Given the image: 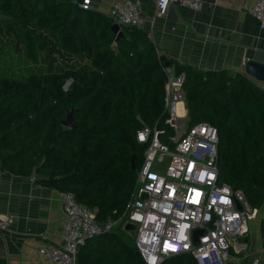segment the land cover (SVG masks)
<instances>
[{
  "label": "trees",
  "instance_id": "obj_1",
  "mask_svg": "<svg viewBox=\"0 0 264 264\" xmlns=\"http://www.w3.org/2000/svg\"><path fill=\"white\" fill-rule=\"evenodd\" d=\"M0 53L24 47L46 72L20 77L0 63V168L72 193L96 208V219H117L133 195L145 145L143 124L163 126L165 62L185 74L190 124L218 132L219 181L240 189L260 210L264 247V88L242 72L199 70L159 54L142 26L122 25L115 41L108 15L75 0H0ZM64 63L60 71L56 65ZM71 79L67 89L66 80ZM75 108L72 127L62 125ZM135 164L132 170L131 160ZM119 226L79 247L77 264H144ZM160 264H196L178 253Z\"/></svg>",
  "mask_w": 264,
  "mask_h": 264
},
{
  "label": "built area",
  "instance_id": "obj_2",
  "mask_svg": "<svg viewBox=\"0 0 264 264\" xmlns=\"http://www.w3.org/2000/svg\"><path fill=\"white\" fill-rule=\"evenodd\" d=\"M87 9L91 0H75ZM203 0H155L157 16L171 5L198 10ZM264 29V0L243 4ZM108 16L122 25H143L139 0L114 3ZM148 33V37L152 35ZM163 126L143 124L136 140L145 145L144 159L137 169L134 192L122 215L99 221L96 208L76 201L68 191H59L63 218L58 242L41 239L38 254L48 264H77L76 253L86 239L119 226L144 264H160L165 258L188 252L196 264H226L246 248L242 238L250 231L259 209L252 207L240 189L219 181L218 132L201 121L190 124L187 115L185 74L165 65ZM264 88V86H262ZM12 216L0 215V229L8 230ZM212 227H209V223ZM134 226L132 232L125 225ZM195 229H203L193 242ZM249 264H264L253 256Z\"/></svg>",
  "mask_w": 264,
  "mask_h": 264
},
{
  "label": "crops",
  "instance_id": "obj_3",
  "mask_svg": "<svg viewBox=\"0 0 264 264\" xmlns=\"http://www.w3.org/2000/svg\"><path fill=\"white\" fill-rule=\"evenodd\" d=\"M91 0L90 8L106 15L116 2ZM255 0H203L198 10L171 5L172 15L157 16L155 0H139L142 27L152 35L159 54L199 70L244 73L247 60L264 63V29L240 9ZM251 78V77H249ZM255 81L259 86L264 83ZM0 215L14 221L0 233V264H48L38 254L41 239L60 240L63 211L59 191L38 184L35 174L15 175L0 168ZM242 238L246 248L226 264H249L253 256L264 260L259 221Z\"/></svg>",
  "mask_w": 264,
  "mask_h": 264
},
{
  "label": "rangeland",
  "instance_id": "obj_4",
  "mask_svg": "<svg viewBox=\"0 0 264 264\" xmlns=\"http://www.w3.org/2000/svg\"><path fill=\"white\" fill-rule=\"evenodd\" d=\"M0 63L3 67H6L5 69L7 71L3 72L20 77H27L31 74H42L47 71L46 65L43 61H32L27 57L26 50L24 47H20L18 50H16L14 46L9 43L4 45V48L0 53ZM63 68H65L64 63H58L56 65V71H60ZM69 84L70 82L66 84L64 88L67 89ZM260 215L261 213L259 210L257 218L250 223V230L251 227H253L252 225L256 224V222L259 221ZM127 241L133 244V237L128 236Z\"/></svg>",
  "mask_w": 264,
  "mask_h": 264
},
{
  "label": "water",
  "instance_id": "obj_5",
  "mask_svg": "<svg viewBox=\"0 0 264 264\" xmlns=\"http://www.w3.org/2000/svg\"><path fill=\"white\" fill-rule=\"evenodd\" d=\"M168 13L172 15V9L169 8ZM11 18V16L5 15L3 13H0V20ZM109 21L111 22L110 29L113 33H115V41H117L120 37L123 36L122 27L120 24L114 21V18L111 16H108ZM169 62H165V65H168ZM244 73L248 75L249 77L255 79L256 81L264 83V63L254 61V60H247L244 65ZM71 82V79H68L66 81V84ZM64 85V87L66 86ZM187 106V105H186ZM75 111V108H71L67 111L66 117L62 120V125L65 127H72L73 125V113ZM131 167L132 170H135V164L133 159L131 160ZM35 180L36 181H47L49 180V177L46 175H42L40 173L35 174ZM209 227H212V223H209ZM125 229L132 232L134 229L133 224L127 223L125 225ZM0 233L5 234L7 233L6 230L0 229ZM203 233V229H195L193 231L192 239L193 242H197L198 235Z\"/></svg>",
  "mask_w": 264,
  "mask_h": 264
}]
</instances>
